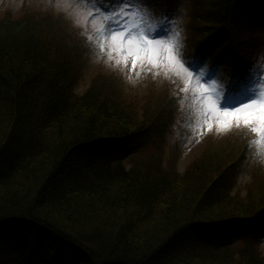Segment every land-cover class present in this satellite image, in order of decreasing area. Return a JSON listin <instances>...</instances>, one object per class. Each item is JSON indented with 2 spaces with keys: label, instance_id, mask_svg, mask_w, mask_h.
Returning a JSON list of instances; mask_svg holds the SVG:
<instances>
[{
  "label": "trees",
  "instance_id": "trees-1",
  "mask_svg": "<svg viewBox=\"0 0 264 264\" xmlns=\"http://www.w3.org/2000/svg\"><path fill=\"white\" fill-rule=\"evenodd\" d=\"M134 2L157 13L154 36L188 5L190 47L230 79L222 108L257 86L264 0ZM65 21L0 20V264H264V186L235 187L255 156L128 168L163 114L141 122L110 76L78 95L90 42Z\"/></svg>",
  "mask_w": 264,
  "mask_h": 264
},
{
  "label": "rangeland",
  "instance_id": "rangeland-1",
  "mask_svg": "<svg viewBox=\"0 0 264 264\" xmlns=\"http://www.w3.org/2000/svg\"><path fill=\"white\" fill-rule=\"evenodd\" d=\"M134 1L111 8L106 15L94 0H0V20L28 17L45 25L49 19L66 20L69 26L62 34L72 30L73 34L83 35L90 42L86 49L76 40L79 49L91 54L76 89L78 95H83L100 78L110 76L118 79L122 85L120 91L127 100V110L133 111L141 122L147 116L163 114L162 118H157V127L147 136L153 141L124 162L128 168L169 166L174 158L178 172L183 175L204 154L213 157L216 152L214 156L218 161L227 163L234 154L240 157L245 152L255 158L246 168L241 163V168L248 170L237 181L236 192L239 190L246 195V188L254 183L256 174L264 186V136L255 131L258 124L246 125L244 114L224 115L254 102L256 105L264 103V55L255 64L259 70L257 86L250 94L243 91L237 94L234 99L240 102L238 107L222 108L219 95L225 94L224 84L228 79L215 73L205 58L206 63L199 69L189 67L191 57L200 56L197 48L189 45L188 5L180 4L178 15L157 37L152 35L158 26L157 13ZM117 22L120 26L127 25L122 35L133 40V44L129 45L127 39L122 44L111 41L109 30L116 28ZM148 40L152 41L151 45L147 44ZM121 47L125 49L123 53ZM137 49L141 59L134 70ZM248 111L256 112L258 107ZM162 124L164 133L161 135L158 129Z\"/></svg>",
  "mask_w": 264,
  "mask_h": 264
},
{
  "label": "snow or ice",
  "instance_id": "snow-or-ice-1",
  "mask_svg": "<svg viewBox=\"0 0 264 264\" xmlns=\"http://www.w3.org/2000/svg\"><path fill=\"white\" fill-rule=\"evenodd\" d=\"M145 2H147V0H145ZM126 3H131V0H119V4H126ZM128 10V9H126ZM117 27L116 28H112L109 30L110 32V39L111 41L116 44V43H123L124 40L127 39L126 36L122 35L123 31L125 28H127V25H123L120 26L119 22H117ZM128 35L130 36L131 33H128ZM127 43L129 45L133 44L134 41L131 39H127ZM147 44L151 45L152 41L148 40ZM113 51H115V47H113L112 49ZM121 52H124V48L121 47ZM135 55V60L136 63L133 64V69L135 70L140 59V50L137 49V51L134 53ZM187 61V58H185ZM195 63L197 65V69H199L200 67H202L205 63L206 60L203 57H198L196 55H193L191 57V60L189 62V67H191V64ZM254 107H258V111L256 112H252V111H248L249 109H253ZM240 114H244V123L246 125L248 124H258V127L255 128V131L257 133H259L261 136H264V103H260L259 105H256L255 102L253 104H248L245 105L243 108H239L234 112H225L224 115L225 116H232V117H237Z\"/></svg>",
  "mask_w": 264,
  "mask_h": 264
}]
</instances>
